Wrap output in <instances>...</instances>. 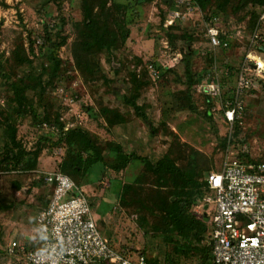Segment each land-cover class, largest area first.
I'll return each mask as SVG.
<instances>
[{"label": "rangeland", "instance_id": "1", "mask_svg": "<svg viewBox=\"0 0 264 264\" xmlns=\"http://www.w3.org/2000/svg\"><path fill=\"white\" fill-rule=\"evenodd\" d=\"M85 3L103 19L102 6L103 10L113 3L127 7L124 21L129 37L124 45L110 52L86 53L81 49ZM236 5L237 0H229L222 11H216L213 3L206 10L218 13L225 29H234L233 26L246 23L248 10L235 11ZM175 7L174 0H0V151L5 142V125L12 121L21 145L29 152L37 146L42 151L34 171L15 172L0 165V201L6 207L0 211V264H26L20 257L6 255L5 248L10 241L25 243V236L37 240L34 222L46 206L50 188L34 178L36 172L57 169L63 154L60 147L52 145L57 134L48 129L50 126L58 128L62 124L63 128L69 125V130H86L101 145L120 144L125 153L146 157L153 164L169 155L184 168L193 153L199 157L197 162L207 163L211 171L217 172L227 152L236 156L242 152L252 161L264 162V88L249 100L240 132L232 144L234 130L229 138L225 124L215 114L207 115L214 102L196 96L194 91L191 98L184 94V38L196 32L200 35L205 16L198 10L182 8L185 17L175 23V28H166V19ZM46 33L50 43L37 45L35 40ZM63 37L66 43L56 55L61 69L55 79L49 80L42 69L49 65L43 55ZM17 47H22L28 56V63L20 67L12 60ZM191 47L192 71L201 74L209 64L205 59L208 47L199 39ZM76 59L84 61L91 73L80 71ZM149 66L161 70L158 78L150 76ZM22 77L47 85L44 90L26 92L33 113L16 119L7 109L12 97L8 85ZM134 77L140 83L138 88ZM134 95L150 127L125 104L124 98ZM101 110L123 116L125 122L109 125L108 119H115ZM45 117L48 122L39 124ZM224 140L227 146L222 149ZM93 174L83 180L82 186L87 187L85 196L98 231L112 248L131 257L141 255L155 264H200L198 254L177 251L182 241L164 222L162 204H130V194H120L123 185L134 184L137 178L140 201L147 202L152 191L151 176L144 175L139 180L143 174L139 163L120 173L107 169L103 174ZM14 183L21 188L16 189ZM201 212L195 206L190 210L195 217ZM32 245L36 247L38 243Z\"/></svg>", "mask_w": 264, "mask_h": 264}, {"label": "built area", "instance_id": "2", "mask_svg": "<svg viewBox=\"0 0 264 264\" xmlns=\"http://www.w3.org/2000/svg\"><path fill=\"white\" fill-rule=\"evenodd\" d=\"M174 5L165 27L185 17L182 8L200 11L193 0H175ZM201 36L214 61L193 91L214 102L208 112L225 124L230 138L234 127L242 124L249 100L264 88V11L250 32L244 26L225 29L219 17L210 14L202 19ZM149 73L153 78L160 74L153 66ZM48 129L59 133L55 126ZM69 129V125L63 128ZM34 179L51 189L48 204L34 222L37 240L32 244L38 245L10 241L6 255L26 264H147L143 256L131 257L109 246L84 192L69 177L36 172ZM205 181L212 196L200 199L197 208L202 212L197 218L204 212L208 218L209 264H264V163L246 164L227 152L220 170L209 173Z\"/></svg>", "mask_w": 264, "mask_h": 264}, {"label": "trees", "instance_id": "3", "mask_svg": "<svg viewBox=\"0 0 264 264\" xmlns=\"http://www.w3.org/2000/svg\"><path fill=\"white\" fill-rule=\"evenodd\" d=\"M193 1L194 6L198 7L205 17L209 14L219 17L220 15L216 12L212 11L211 13H208L209 10H206V8L213 3L216 11H222L229 0ZM102 7L101 12L104 13V19L101 14L95 13L88 4H84V19L80 36L82 39L81 49L86 53L103 51L110 52L116 49L118 45H124L129 37V30L125 28L124 21V14L127 11V7L115 3L111 4L110 7H106L105 10H103L104 8ZM247 8V14L244 17L246 23L243 22V25L239 24L240 26L236 25L232 28L244 26L246 32L253 30L260 14L264 11V0H237V5L234 7V10L241 11ZM219 19L221 18L219 17ZM164 21L165 18L163 22ZM174 25L166 28L173 29L175 28L173 27ZM198 35L197 32L196 34L191 33L184 38L187 44L181 66L183 67L186 84L184 94L190 98L193 94V86L202 81L204 74L208 71L214 61L213 52L207 49V51H209L205 55V59L209 60L207 69L203 70L201 74H196L192 71L190 63V57L193 53L191 43L198 39L205 42L201 36V31L199 35L200 37ZM37 39L40 40L41 47H44V44L50 43L49 33H46L45 36L42 35L41 38ZM37 39L35 40L36 42L38 41ZM65 43L66 38H59L58 41L52 43V45L47 48V51L44 52L43 56L49 65L48 68L42 69L45 71L46 77L49 80L55 79L59 74L61 61L56 55L58 50L64 46ZM14 51L12 60L17 67L28 63V56L22 47H17ZM76 65L80 71L91 73V68L84 61L76 59ZM147 68L148 66L146 67V70ZM155 68L159 70V68ZM160 71L161 70H159V72ZM163 73L164 72H162L161 75ZM134 79L136 81L134 80L133 82L136 88H138L140 83L135 77ZM34 81L35 80L30 79L28 81L26 78L22 77L17 80V82L8 85V93H11L12 97L7 103V109L13 113L14 118L19 119L23 117L25 113H33L32 110L34 107L31 105V102L28 101L26 92L29 90H44V87L47 85H42L39 81H36L38 83ZM124 102L132 108L137 117L150 127L149 120L143 112L142 107L136 104V95L125 97ZM248 104L249 103H247V107L249 106ZM101 112L105 116L112 114L115 122L108 119L109 125L113 126L125 122L123 116L111 113L108 110H101ZM207 115L208 117H211V115ZM34 118L36 119V117ZM46 122H48V120H46L45 117L43 120L39 121V124ZM54 122H56V120ZM61 125L60 127L58 126L59 133L57 134V137L53 139L52 145L55 148L60 147L63 154L59 159L57 169L50 172H59L69 177L74 184L80 188L83 180L92 176L96 171L103 174L105 170L108 169L115 173H120L131 164L139 163L143 169V174L140 175L139 180L144 178V175L151 176V185H149L151 186L152 191L149 192L150 194L146 197V199H148L147 202L143 203V201H140L138 196L140 190H137L139 181L137 178L133 181L134 184L123 185L119 190L120 194L122 196L130 194V204H162L161 209L164 222L168 225L170 231L174 232L182 241V244L178 246L177 251H180L182 254L196 253L198 254L200 264H209L210 246L207 245L205 239L209 230L208 218L205 219V217H202L201 219H198L195 215L190 213L193 206H200V199L212 196V192L205 181L206 176L209 173L214 172L210 170L209 164L205 163L202 165L201 162H197L199 157H195L196 155L193 153H190L191 157H188V161L184 168L177 166L174 163V159L169 155L164 156L153 164L146 157H140L135 153H125L120 144L109 143L101 145L98 142V139L86 130L72 129L64 131L62 127L63 125ZM233 132L232 144L240 132V127L236 125ZM4 138L5 142L0 151L1 168L21 173L37 169L41 159V148L37 146L33 151H27L17 138V127L13 121L12 123H7L5 125ZM221 145L222 149H224L227 146L226 140H224ZM237 157L246 164L258 165L264 163L252 161L242 152L238 153ZM14 185L16 189L21 188L18 183H14ZM50 194L51 189L48 196ZM3 204L4 203L0 201V211L6 209ZM45 204H48V197ZM9 207L7 206V208ZM109 246L112 248L110 243ZM145 260L147 264H155L146 258Z\"/></svg>", "mask_w": 264, "mask_h": 264}, {"label": "crops", "instance_id": "4", "mask_svg": "<svg viewBox=\"0 0 264 264\" xmlns=\"http://www.w3.org/2000/svg\"><path fill=\"white\" fill-rule=\"evenodd\" d=\"M86 188L87 187H85V185L84 186H81L80 187V189L84 192V194H86L87 192H86ZM89 189H91V188H89ZM204 209H206V207H203ZM203 209V210H204ZM92 210V209H91ZM205 211V210H204ZM93 217H94V214H93ZM204 217H205V212H204ZM96 222V221H95ZM25 240L27 241V242H33L34 240H33V238L31 237V236H25Z\"/></svg>", "mask_w": 264, "mask_h": 264}, {"label": "water", "instance_id": "5", "mask_svg": "<svg viewBox=\"0 0 264 264\" xmlns=\"http://www.w3.org/2000/svg\"><path fill=\"white\" fill-rule=\"evenodd\" d=\"M205 219H206V217H205Z\"/></svg>", "mask_w": 264, "mask_h": 264}]
</instances>
